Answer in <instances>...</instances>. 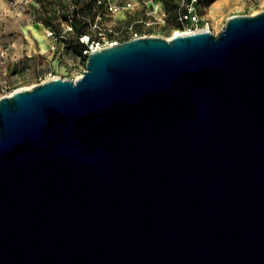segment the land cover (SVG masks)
I'll return each mask as SVG.
<instances>
[{"label": "water", "instance_id": "1", "mask_svg": "<svg viewBox=\"0 0 264 264\" xmlns=\"http://www.w3.org/2000/svg\"><path fill=\"white\" fill-rule=\"evenodd\" d=\"M0 264H264V11L0 97Z\"/></svg>", "mask_w": 264, "mask_h": 264}, {"label": "rangeland", "instance_id": "2", "mask_svg": "<svg viewBox=\"0 0 264 264\" xmlns=\"http://www.w3.org/2000/svg\"><path fill=\"white\" fill-rule=\"evenodd\" d=\"M91 1L0 0V94L51 78L77 79L87 64L80 52L100 33L124 42V36L136 35L171 39L182 30L178 12L184 0H112L124 7L117 13L105 2L91 9ZM197 8L217 34L232 16L264 11V0H199ZM48 28L56 37L47 36Z\"/></svg>", "mask_w": 264, "mask_h": 264}, {"label": "built area", "instance_id": "3", "mask_svg": "<svg viewBox=\"0 0 264 264\" xmlns=\"http://www.w3.org/2000/svg\"><path fill=\"white\" fill-rule=\"evenodd\" d=\"M97 3L98 4L104 3L108 11L111 13H117L124 8L123 6L118 5L117 3H113L112 0H98ZM198 3H199V0H188V1L184 0L182 2L180 11H179V22H180L182 30L179 34H191L197 31L212 32L211 31V21L201 16L197 8ZM130 6H131V3L128 2L127 7H130ZM46 33L48 37H53V38L56 37V32L52 28L46 29ZM140 36L136 35V37H140ZM84 37L85 36H82V38ZM120 43L121 42L115 36H111L107 33H100L94 39L86 41V46L81 51L80 58H83L84 60L87 61L88 55L92 53L93 51L104 48V47L116 46ZM51 49L53 50L56 49L55 43L51 45ZM10 93L0 94V97L4 95H8Z\"/></svg>", "mask_w": 264, "mask_h": 264}, {"label": "trees", "instance_id": "4", "mask_svg": "<svg viewBox=\"0 0 264 264\" xmlns=\"http://www.w3.org/2000/svg\"><path fill=\"white\" fill-rule=\"evenodd\" d=\"M98 0H94V2L93 1H91V3H89V8H91V9H94V3L95 2H97ZM188 1V0H187ZM178 14H179V12H178ZM131 39V37H128V36H124L123 38H122V41H127V40H130ZM81 53V52H80Z\"/></svg>", "mask_w": 264, "mask_h": 264}, {"label": "bare ground", "instance_id": "5", "mask_svg": "<svg viewBox=\"0 0 264 264\" xmlns=\"http://www.w3.org/2000/svg\"><path fill=\"white\" fill-rule=\"evenodd\" d=\"M39 34L41 35V32Z\"/></svg>", "mask_w": 264, "mask_h": 264}]
</instances>
